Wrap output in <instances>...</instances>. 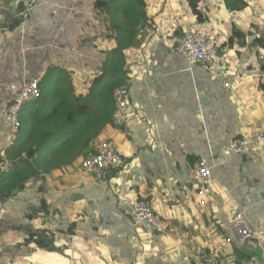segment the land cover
<instances>
[{
  "label": "crops",
  "instance_id": "obj_1",
  "mask_svg": "<svg viewBox=\"0 0 264 264\" xmlns=\"http://www.w3.org/2000/svg\"><path fill=\"white\" fill-rule=\"evenodd\" d=\"M94 1L47 0L0 29V150L22 81L51 66L99 72L103 49L115 43ZM245 2L236 11L227 0H201L202 22L186 0H144L147 17L124 52L132 107L95 142L111 139L125 159L102 181L67 167L0 199V264H196L195 248L219 264H264V145L257 159L223 154L254 123L264 131V50L254 43L264 36V0ZM195 27L217 46L222 73L189 68L173 51ZM198 160L211 167L204 206L193 181ZM140 199L160 216V230L130 225ZM232 210L257 236L237 241Z\"/></svg>",
  "mask_w": 264,
  "mask_h": 264
},
{
  "label": "trees",
  "instance_id": "obj_2",
  "mask_svg": "<svg viewBox=\"0 0 264 264\" xmlns=\"http://www.w3.org/2000/svg\"><path fill=\"white\" fill-rule=\"evenodd\" d=\"M200 1L186 3L196 20L204 22ZM227 1L236 11L246 6L245 0ZM143 2L94 1L105 38L115 45L103 49L105 59L98 73L84 76L59 66L46 69L39 84L40 97L23 106L15 141L0 150V199L15 195L35 178L44 179V174L80 167L82 158L94 150L105 128L114 125L112 91L127 86L124 52L134 45L140 19L147 17ZM20 7L17 5V11ZM21 18L14 19V24H19ZM254 43L264 50V36L256 37ZM261 87L264 90V83Z\"/></svg>",
  "mask_w": 264,
  "mask_h": 264
},
{
  "label": "built area",
  "instance_id": "obj_3",
  "mask_svg": "<svg viewBox=\"0 0 264 264\" xmlns=\"http://www.w3.org/2000/svg\"><path fill=\"white\" fill-rule=\"evenodd\" d=\"M47 0H21L22 8L16 15L24 17L30 9ZM144 19H140V27ZM173 51L185 55L188 67L196 64H203L214 74L222 73L217 57V46L207 39V30L193 28L183 31L176 39ZM46 74L41 71L29 80L22 81L21 87L15 94L13 100L6 110V120L9 126V144L11 145L17 136L20 128L19 115L23 106L41 95L39 84ZM14 90V87H12ZM114 108L112 112L113 120L119 122L125 116L127 109L132 107L130 92L127 87H115L112 91ZM264 145V131L257 123H254V131L249 137H238L230 140L223 149V154L228 157L232 154H239L246 159H257L260 156L261 146ZM126 157L123 150L119 149L111 139H101L95 150L90 152L80 162V170L83 174L91 175L96 181H102L105 171L109 168L117 167ZM211 167L204 160L196 161L193 169V181L197 186L196 194L199 196V204L206 203V187L209 185ZM129 223L132 227H140L141 224L149 225L156 230H160V216L153 211L149 203L143 199L138 200L129 212ZM228 226L234 237L239 242L252 239L257 236V232L250 229L238 210H232L228 217ZM196 256V264H219L211 255L200 248L193 250Z\"/></svg>",
  "mask_w": 264,
  "mask_h": 264
},
{
  "label": "water",
  "instance_id": "obj_4",
  "mask_svg": "<svg viewBox=\"0 0 264 264\" xmlns=\"http://www.w3.org/2000/svg\"><path fill=\"white\" fill-rule=\"evenodd\" d=\"M17 13L14 7V1L11 0L6 2L5 5L0 4V29H7L11 27L12 19L13 23H15L14 19H16ZM114 122H117L113 120Z\"/></svg>",
  "mask_w": 264,
  "mask_h": 264
},
{
  "label": "clouds",
  "instance_id": "obj_5",
  "mask_svg": "<svg viewBox=\"0 0 264 264\" xmlns=\"http://www.w3.org/2000/svg\"><path fill=\"white\" fill-rule=\"evenodd\" d=\"M112 119H113V118H112ZM94 150H95V149H94ZM94 150H93V151H94ZM93 151H91V152H93Z\"/></svg>",
  "mask_w": 264,
  "mask_h": 264
},
{
  "label": "rangeland",
  "instance_id": "obj_6",
  "mask_svg": "<svg viewBox=\"0 0 264 264\" xmlns=\"http://www.w3.org/2000/svg\"><path fill=\"white\" fill-rule=\"evenodd\" d=\"M101 25H102V23H101ZM102 37H104V36L102 35Z\"/></svg>",
  "mask_w": 264,
  "mask_h": 264
}]
</instances>
